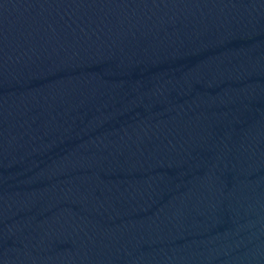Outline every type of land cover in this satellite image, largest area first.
Instances as JSON below:
<instances>
[{"label":"water","instance_id":"obj_1","mask_svg":"<svg viewBox=\"0 0 264 264\" xmlns=\"http://www.w3.org/2000/svg\"><path fill=\"white\" fill-rule=\"evenodd\" d=\"M0 264H264V0H66L0 68Z\"/></svg>","mask_w":264,"mask_h":264}]
</instances>
